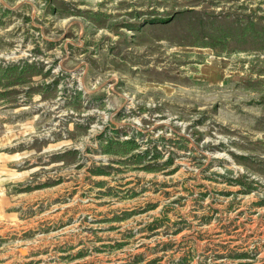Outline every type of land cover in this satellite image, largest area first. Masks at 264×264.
Wrapping results in <instances>:
<instances>
[{
  "label": "rangeland",
  "instance_id": "1",
  "mask_svg": "<svg viewBox=\"0 0 264 264\" xmlns=\"http://www.w3.org/2000/svg\"><path fill=\"white\" fill-rule=\"evenodd\" d=\"M0 264H264V0H0Z\"/></svg>",
  "mask_w": 264,
  "mask_h": 264
},
{
  "label": "trees",
  "instance_id": "2",
  "mask_svg": "<svg viewBox=\"0 0 264 264\" xmlns=\"http://www.w3.org/2000/svg\"><path fill=\"white\" fill-rule=\"evenodd\" d=\"M120 146H121V144H120Z\"/></svg>",
  "mask_w": 264,
  "mask_h": 264
}]
</instances>
